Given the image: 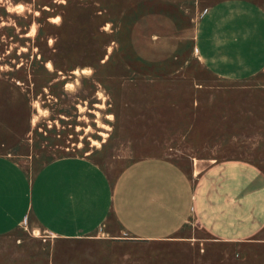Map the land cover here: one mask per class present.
Segmentation results:
<instances>
[{
  "label": "rangeland",
  "instance_id": "374dc122",
  "mask_svg": "<svg viewBox=\"0 0 264 264\" xmlns=\"http://www.w3.org/2000/svg\"><path fill=\"white\" fill-rule=\"evenodd\" d=\"M215 1L0 0V153L31 172L89 154L112 178L145 156L186 170L264 160V70L222 78L196 49L197 23ZM52 238L32 227L1 235L0 264H23L31 252L44 260L53 243L100 244ZM178 243L189 241L107 242L103 257L126 251L143 257L138 264H168ZM255 247L249 260L264 264V242Z\"/></svg>",
  "mask_w": 264,
  "mask_h": 264
},
{
  "label": "crops",
  "instance_id": "0c3cea01",
  "mask_svg": "<svg viewBox=\"0 0 264 264\" xmlns=\"http://www.w3.org/2000/svg\"><path fill=\"white\" fill-rule=\"evenodd\" d=\"M195 44L213 74L255 76L264 70V6L216 0L197 23ZM190 221L201 229H186ZM20 227L52 242L100 243L81 251L53 243L44 260L31 252L23 264H138L143 257L129 260L126 251L104 258L105 243L162 240L189 241L169 247L168 264H254L250 251L264 242V160L228 157L186 170L167 156H145L112 178L89 154L59 156L31 172L0 153V236Z\"/></svg>",
  "mask_w": 264,
  "mask_h": 264
}]
</instances>
